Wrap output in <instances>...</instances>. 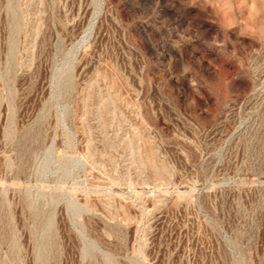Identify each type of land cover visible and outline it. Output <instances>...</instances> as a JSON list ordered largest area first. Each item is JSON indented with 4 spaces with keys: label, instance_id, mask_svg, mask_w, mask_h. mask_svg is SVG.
<instances>
[{
    "label": "rangeland",
    "instance_id": "obj_1",
    "mask_svg": "<svg viewBox=\"0 0 264 264\" xmlns=\"http://www.w3.org/2000/svg\"><path fill=\"white\" fill-rule=\"evenodd\" d=\"M0 264H264V0H0Z\"/></svg>",
    "mask_w": 264,
    "mask_h": 264
}]
</instances>
